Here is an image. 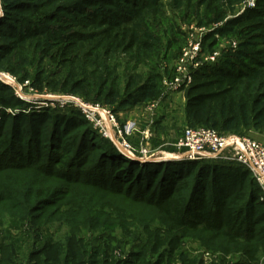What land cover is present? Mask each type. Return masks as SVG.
Listing matches in <instances>:
<instances>
[{"label": "trees", "instance_id": "1", "mask_svg": "<svg viewBox=\"0 0 264 264\" xmlns=\"http://www.w3.org/2000/svg\"><path fill=\"white\" fill-rule=\"evenodd\" d=\"M213 1L223 8L244 0ZM4 6L7 13L0 20V69L17 74L18 69L10 67V59L18 54L70 50L69 59L61 63L84 68H69L56 86L63 92H73L86 85V93L94 101L104 96L110 81L107 74L111 73L108 62L116 55L123 54L137 65L143 64L144 50L153 45L142 36L164 10L163 0H11ZM33 10L43 13L36 16ZM237 29L246 36V50L239 51L238 57H223L203 67L184 90L187 118L202 116L208 124L192 128H212L221 134L244 137L264 117V0H257L254 8L229 19L223 33ZM35 72L33 78L26 75L21 81L30 79L40 88L49 76L55 77L51 73L44 79L43 71ZM98 72L102 73L99 77ZM90 79L100 84H91ZM149 88L144 84L132 94L127 92L124 104H141ZM48 122L52 124L51 135L44 141L43 129ZM160 148L164 156L184 154L172 146ZM236 153L235 149L226 150L224 156ZM68 154L74 155L75 162L87 160L84 164L94 159L93 167L85 169L82 163L77 172L70 164L63 166V175L76 177L72 185H83L90 192H125L126 197L155 208L168 223L166 234L157 241L158 252L166 249L176 253L191 232L204 229L225 239L232 248L225 249L226 254L234 249L240 255V261L234 264H264L263 191L243 165L221 157L146 163L129 159L101 138L78 110L36 108L20 99L10 85L0 82V170L34 167V182L50 168L58 172ZM79 178L85 180L80 183ZM91 180H97L101 187H91ZM10 188L7 186L5 191L12 206L18 208L25 203V196L18 192L14 195ZM57 194L51 196L55 199ZM21 213L9 227L20 237L33 212L23 206ZM94 225L110 232L116 226L97 218ZM48 236L43 253H50L54 262H67L70 252L78 258L76 236L69 241L70 250L61 251L63 258L58 246L49 245ZM99 254L106 257V252Z\"/></svg>", "mask_w": 264, "mask_h": 264}, {"label": "rangeland", "instance_id": "2", "mask_svg": "<svg viewBox=\"0 0 264 264\" xmlns=\"http://www.w3.org/2000/svg\"><path fill=\"white\" fill-rule=\"evenodd\" d=\"M10 2L11 0H0V20L7 13L4 5ZM36 3L38 5L39 2ZM163 5L161 16L151 21L147 34L142 36L143 40L153 45V50H144L142 65H137V62L131 61L123 54L110 60L108 63L111 73L107 74L110 81L105 86L104 96L100 101H94L93 97L86 93V85L73 92H63L56 86L58 79L66 76L69 68L74 71L84 68L81 65L70 67L61 63L63 59H69L70 50L52 49L53 52L48 54L31 51L28 56L24 53L18 54L10 59V67L17 68L18 73H12L10 68L0 69V82L2 77L9 79L15 94L22 88L26 97L31 96L27 100L28 104L42 102L53 110L63 111L61 103L64 101L59 99L73 96L88 105L111 111L122 126L129 121L135 122L137 131L134 137L126 138L128 144L137 147L134 143L140 142L142 137L139 132L147 133L146 144L153 151L152 157L160 159L164 156L160 147H168L174 143L185 128L208 125L202 116L187 118L184 111V92L164 97V80L174 73L188 29L191 26L206 27L211 32L204 41L206 51L222 52L220 59L227 56L238 57L239 51L246 50L243 46L245 34L240 33L238 29L226 33L223 31L229 19L247 10V0L223 8L213 0H163ZM33 11L36 16L43 13L39 10ZM215 33L218 37L209 40ZM213 42L215 43L212 44ZM233 42L236 43V48H233ZM168 46L170 49L166 50ZM261 49H264V41ZM36 69L44 72V79L51 73L55 77L49 76L48 81L40 88L33 85L30 79L21 81L26 75L33 78ZM72 73L76 72H71V75ZM100 75L102 73L98 72V77ZM157 75L160 77L156 78ZM148 79L151 80L147 81ZM89 83L100 84L92 79ZM144 84L150 88L143 102L136 106L124 104L126 93L132 94ZM32 96L40 100H32ZM154 103H158V107L151 110ZM75 109L73 105L64 107V110ZM51 125V122H48L43 129L44 141L51 135ZM57 136L55 135V138ZM245 136L264 144V117L259 119L253 130ZM155 144L158 146L155 147ZM73 157L74 155L69 154L63 157V164L59 166L61 170L55 173L54 167L50 168L53 173L50 174L49 170L47 174L36 177L34 182V167L0 170V264H234L240 261V255L235 253L234 249L230 254L224 252L225 249L231 248L225 239L214 237L204 229L191 232L183 240L178 252L171 253L166 249L158 252L157 241H161L168 230L165 219L153 206L137 202L132 196L126 197L125 192L118 194L100 190L98 187H101V184L97 180H91V187L99 189L94 192H90L91 189L83 185H72L76 177L63 175V166L70 164L75 172L81 169L82 163L85 169L94 166L93 157L87 164H84L87 160L72 161ZM79 179L80 183L85 180ZM9 185L14 195L18 192L17 195L25 196V203L18 208L12 206L5 191ZM55 192L58 194L54 199L51 193ZM23 206H27L33 213L26 220L20 237L18 232L9 231V227L16 220V216H22ZM95 218L99 221L106 220L109 225H116L115 229L110 232L95 226ZM47 235L49 245L58 246L60 253L70 250L69 241L71 237L76 236L78 258L70 252L71 260L68 258L67 262H54L50 253H43ZM103 252H106L104 258L99 254ZM60 255L63 258L65 254Z\"/></svg>", "mask_w": 264, "mask_h": 264}, {"label": "built area", "instance_id": "3", "mask_svg": "<svg viewBox=\"0 0 264 264\" xmlns=\"http://www.w3.org/2000/svg\"><path fill=\"white\" fill-rule=\"evenodd\" d=\"M256 2L257 0H247L246 8H254ZM209 33L211 32L202 26H191L188 29L186 42L175 64L174 73L172 77L164 80V97L167 98L168 96L171 97L184 92L185 89L192 85L199 70L218 62L222 52L205 50L204 41ZM216 34L211 39L215 36L218 37ZM211 39L209 38V40ZM232 46L236 48L237 45L233 42ZM2 79L3 83L11 86L9 79L5 77H2ZM16 95L26 102L31 97H26L22 92V88L16 91ZM32 100L40 99L32 96ZM59 100L64 101L63 104L61 103V109L63 108V110L66 105L75 106V110H78L84 116L100 137L114 144L127 158L136 160V155L146 157L153 155L152 149L146 144L148 136L145 135L147 133L139 132L142 137L138 147L128 144L126 138L134 137V133L137 131L135 122L131 123L129 121L122 126L111 111L100 106L88 105L73 96H64ZM32 105L41 109L51 108L48 104L42 102H36ZM156 106L158 107V103H154L151 110ZM170 146L174 147L179 153L184 151L189 161L218 159L221 157L243 165L251 172L253 178L261 187L264 200V144L246 136H226L215 129L199 127L185 128L182 135ZM231 149L237 150V153L233 156L225 157L224 153L226 150ZM207 256L209 257L208 254Z\"/></svg>", "mask_w": 264, "mask_h": 264}, {"label": "water", "instance_id": "4", "mask_svg": "<svg viewBox=\"0 0 264 264\" xmlns=\"http://www.w3.org/2000/svg\"><path fill=\"white\" fill-rule=\"evenodd\" d=\"M136 160L140 162H163V161H172V160H188V158L185 156V154H179V155H165L158 158H154L151 156L146 157L143 155H136Z\"/></svg>", "mask_w": 264, "mask_h": 264}]
</instances>
